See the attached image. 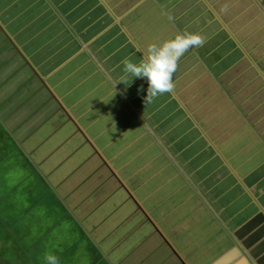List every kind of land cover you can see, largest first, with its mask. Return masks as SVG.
Instances as JSON below:
<instances>
[{"label":"crops","instance_id":"obj_1","mask_svg":"<svg viewBox=\"0 0 264 264\" xmlns=\"http://www.w3.org/2000/svg\"><path fill=\"white\" fill-rule=\"evenodd\" d=\"M184 31L204 45L146 104L123 60ZM7 112L91 264H122L121 246L144 252L132 264H264V0H0Z\"/></svg>","mask_w":264,"mask_h":264},{"label":"rangeland","instance_id":"obj_2","mask_svg":"<svg viewBox=\"0 0 264 264\" xmlns=\"http://www.w3.org/2000/svg\"><path fill=\"white\" fill-rule=\"evenodd\" d=\"M54 9L56 10V8ZM56 11L55 13H57ZM47 27L54 30L61 28V25L49 23ZM25 32L29 33V30ZM12 107H10V110ZM11 114V112H7L0 119V264H46L44 259L46 253L55 255L59 264L93 263L98 257V252L91 247L94 243L90 245L83 238L84 233L80 226L79 230L69 220L68 227L58 224L62 217L69 216V214L68 211L63 210L57 204L60 201L57 200L52 186L48 190L43 187L39 177L40 174L35 170V150L31 152L25 144L20 145L11 139L14 136L15 125H13L14 123L9 124L8 121L6 122L7 119H10ZM29 114L28 112L26 113V118H23V121L27 119ZM1 120L7 125V128L3 127ZM41 126L40 133L49 135L55 131L54 126L52 128L47 126L46 128L44 124L42 130ZM32 142L33 140L28 142V144ZM45 147L41 150L45 149ZM108 148L110 147L108 146ZM41 154L43 153L38 155L41 156ZM77 155H79L78 162H83V159L89 157L88 153L83 155L82 151L78 152L73 154V157L71 156V159L75 160V162H77ZM94 162L93 159L92 163ZM69 163L68 161L66 162V164ZM66 164L62 165V167L66 166ZM158 197L164 196L159 195ZM155 202L154 200L152 203L150 201L148 205H152ZM109 205L106 204V206ZM168 206L170 205L168 204ZM136 209L131 212L133 213ZM123 212L124 216L119 220L120 234L122 235L128 230L129 226L125 225V217H127L128 213L129 215L131 214V212L127 213V210H123ZM156 214L158 213L156 212ZM80 215H82L81 212L78 216ZM114 221L112 222L114 223ZM124 225L125 227H123ZM99 231L102 232L100 229ZM90 232H87L89 236L91 235ZM129 235L127 231L126 236ZM110 238L114 239V236ZM57 245L60 247H57ZM137 254H144V252L133 254L121 246V252L119 253V255L126 257L122 264H132L133 260L129 255ZM145 258H147L146 255ZM115 263L114 261L112 262V264ZM97 264L107 263L99 261Z\"/></svg>","mask_w":264,"mask_h":264},{"label":"clouds","instance_id":"obj_3","mask_svg":"<svg viewBox=\"0 0 264 264\" xmlns=\"http://www.w3.org/2000/svg\"><path fill=\"white\" fill-rule=\"evenodd\" d=\"M169 22H174L175 17L170 12L163 13ZM205 37L200 34L184 31L162 44H152L147 53L142 52L139 64L130 59L123 60V72L134 78H144L147 81V96L145 103H151L157 96L170 93L174 90L173 76L178 68L180 59L190 50L202 47ZM46 264H59L55 255L45 254Z\"/></svg>","mask_w":264,"mask_h":264},{"label":"water","instance_id":"obj_4","mask_svg":"<svg viewBox=\"0 0 264 264\" xmlns=\"http://www.w3.org/2000/svg\"><path fill=\"white\" fill-rule=\"evenodd\" d=\"M133 197V196H132Z\"/></svg>","mask_w":264,"mask_h":264}]
</instances>
